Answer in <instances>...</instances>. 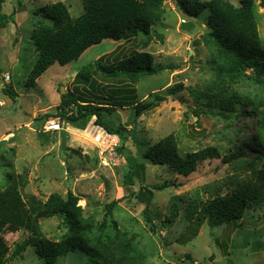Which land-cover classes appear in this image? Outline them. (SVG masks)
I'll use <instances>...</instances> for the list:
<instances>
[{"label":"rangeland","instance_id":"374dc122","mask_svg":"<svg viewBox=\"0 0 264 264\" xmlns=\"http://www.w3.org/2000/svg\"><path fill=\"white\" fill-rule=\"evenodd\" d=\"M57 1L63 2L72 17L83 11L82 0L0 1V100L3 101L0 105V190L8 184L9 173L25 172L24 194L45 199L52 192L65 197L70 191L78 196L77 204L83 216L93 221L96 228L104 220L103 239L114 237L118 231L126 233L146 255L147 264H264V254L252 250L253 241L262 239L257 236L260 231L253 230L263 225L257 219L261 209L249 210L244 220L229 224L210 227L204 221L194 236L185 218L187 203L192 198L198 194L203 201L208 199L212 194L209 187L234 174L229 163H223L221 158L204 160L194 172L184 176L142 157L146 146L170 133L176 137L182 154L210 145L228 153L245 142L248 158L260 150V142L264 144L263 116L249 112L250 106H244L245 114L226 118L214 111L201 113L199 124L196 121L194 92L216 89L224 83L209 62L211 51L204 35L208 12L189 17L179 10L174 0H166L163 16L153 25L149 37L140 34L130 43L104 39L66 65L53 63L40 75L35 86H26L25 80L37 58L31 33L37 20H42L34 11ZM229 1L233 5L240 2ZM253 12L264 47V8L259 1H255ZM135 46L150 52L155 64L163 68L138 80L139 99L159 102L138 117L134 124L135 138L128 136L122 150H119L121 139L97 126L94 117L77 124L60 119L59 126L41 130L45 120L57 117L53 113L60 102V86L64 92L74 91L77 85L74 75L83 65L102 55L109 59L122 56ZM5 74L8 78L3 80ZM97 80L106 82L99 77ZM178 84L182 85L180 91L168 92L167 88ZM6 85L17 94L14 99L3 90ZM78 87L82 90L81 85ZM231 88L264 98V83L250 78H241ZM86 95L91 98L90 94ZM47 112L51 116L38 119ZM111 116L131 129L128 108L117 107ZM131 154L143 163L144 169L135 175L132 185H124L123 175ZM163 184L171 185L157 188ZM147 189L152 191V197L146 211L158 235L149 230L145 204L132 194L139 195ZM111 202L114 203L108 212L107 205ZM174 205L178 206L177 215L171 223L165 222L162 226L161 221L170 216ZM40 225L43 235L51 240L61 239L67 231L59 217L42 219ZM28 236L24 230L4 234L9 248L6 264H45L32 245L12 255L15 244ZM55 264L97 262L80 251H73L57 258Z\"/></svg>","mask_w":264,"mask_h":264},{"label":"trees","instance_id":"16d2710c","mask_svg":"<svg viewBox=\"0 0 264 264\" xmlns=\"http://www.w3.org/2000/svg\"><path fill=\"white\" fill-rule=\"evenodd\" d=\"M165 1L82 0L83 11L76 17L70 15L61 1L39 7L34 14L42 20H37L38 24L31 33L37 58L25 85L35 86L40 75L53 63L66 65L104 39L130 43L140 34L149 37L153 25L163 16ZM174 1L179 10L189 17H195L202 11L208 12V28L204 35L211 51L209 62L214 66L220 82H224L219 88L194 92L197 106L193 112L197 116V123L201 113L216 111L229 118L245 114L244 106H250L249 112L260 113L264 120V108H260L264 106V98L245 95L231 88L243 77L264 83V47L253 12L255 1H259L264 8V0H240L239 5H233L229 0ZM109 58L102 55L83 65L74 75L73 80L77 84L74 91L60 95V102L53 114L70 124L84 123L94 117L97 126L121 139L119 150H122L128 136L135 138L134 124L138 117L159 102L139 99L136 84L143 76L155 74L163 68L155 64L150 52L136 46L127 54ZM97 77L106 82L101 83ZM181 89V84L167 88L172 94ZM3 90L12 99L17 96L7 85ZM86 94H90L94 100ZM117 107L129 109L131 129L112 118ZM51 114L44 113L38 119H46ZM244 144L236 145L228 153H222L218 147L210 145L182 154L176 137L170 133L146 146L142 157L184 176L194 172L204 160L221 158L223 163H229L234 174L222 183L209 187L212 194L208 199L203 201L198 194L192 198L187 203L185 218L194 236L204 221L210 227L229 224L244 220L249 210L261 209L262 213L257 219L263 221V225L253 230L254 233L260 231L257 236L262 239L253 241L252 246V250L260 251L264 250V144L260 142V150L248 158ZM143 169V163H139L136 156L131 154L123 175L124 185H132L135 175L138 176ZM7 178L8 184L0 190V264H6L9 256L4 234L21 230L27 231L29 236L15 244L12 255L20 254L28 245H32L35 254L45 264H55L57 258L73 251L84 253L97 264H147L146 255L126 233L118 231L114 237L103 239L104 220L96 228L93 221L83 216L77 204L78 196L70 191L65 197L52 192L43 199L35 194L23 193L27 184L25 172L9 173ZM169 185L163 184L157 188ZM223 188L225 192H222ZM132 194L145 204L144 211L147 213L152 191L147 189L142 194ZM113 203L107 205L108 212ZM177 211L178 206L174 205L170 216H165L161 225L171 223ZM51 217L61 218L67 227L59 240L48 239L42 233L40 221ZM146 222L149 230L158 235L148 213ZM239 227L242 228L241 222Z\"/></svg>","mask_w":264,"mask_h":264},{"label":"built area","instance_id":"2783aa9c","mask_svg":"<svg viewBox=\"0 0 264 264\" xmlns=\"http://www.w3.org/2000/svg\"><path fill=\"white\" fill-rule=\"evenodd\" d=\"M8 75L4 76V79H7ZM2 104V102H0V105ZM59 122H60V118L59 117H51L47 120H45V122L42 124L41 130H47L50 128H55L57 126H59Z\"/></svg>","mask_w":264,"mask_h":264},{"label":"water","instance_id":"95a60500","mask_svg":"<svg viewBox=\"0 0 264 264\" xmlns=\"http://www.w3.org/2000/svg\"><path fill=\"white\" fill-rule=\"evenodd\" d=\"M60 93L61 94L64 93V89H63V86L62 85L60 86ZM200 264H204V263H200Z\"/></svg>","mask_w":264,"mask_h":264},{"label":"crops","instance_id":"0c3cea01","mask_svg":"<svg viewBox=\"0 0 264 264\" xmlns=\"http://www.w3.org/2000/svg\"><path fill=\"white\" fill-rule=\"evenodd\" d=\"M5 75H6V74H5ZM2 78H3V80H4V77H2ZM0 102H2V104H3V101L0 100ZM2 104H1V105H2ZM2 135H3V134H2ZM258 252H262V254H264V250H262V251H258ZM199 263H200V262H199Z\"/></svg>","mask_w":264,"mask_h":264}]
</instances>
